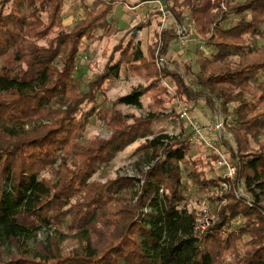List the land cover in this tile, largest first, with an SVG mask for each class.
<instances>
[{
    "label": "trees",
    "instance_id": "trees-1",
    "mask_svg": "<svg viewBox=\"0 0 264 264\" xmlns=\"http://www.w3.org/2000/svg\"><path fill=\"white\" fill-rule=\"evenodd\" d=\"M123 1L82 0L85 16L71 27L63 24V0H0V264H264V0H164L177 22L196 23V68L183 62L195 87L172 66L177 57H165L159 68L155 48L146 54L141 42L120 41L113 49L119 57L112 54L83 88L80 52L102 39L98 30L109 31ZM162 35L164 55L179 37L175 28ZM9 52L17 71L2 67ZM124 68L147 84L100 107L107 81ZM146 94L148 116L118 106L140 107ZM213 96L236 140L221 137L239 164L234 178L219 172L217 154L190 156L184 134L149 138L156 119L179 118L175 108L184 103L205 98L216 113ZM96 114L110 136L82 141ZM142 138L149 164L140 177L93 180ZM189 179L194 195L209 198L218 212L203 240L195 233L197 209L188 207ZM240 179L250 203L236 194ZM41 230L52 233L29 247L24 239ZM67 233L82 243L65 250ZM5 242L17 248L9 257Z\"/></svg>",
    "mask_w": 264,
    "mask_h": 264
},
{
    "label": "rangeland",
    "instance_id": "rangeland-1",
    "mask_svg": "<svg viewBox=\"0 0 264 264\" xmlns=\"http://www.w3.org/2000/svg\"><path fill=\"white\" fill-rule=\"evenodd\" d=\"M63 1V24L74 27L85 16V8L82 4V0ZM138 2H140V0H124L123 2L118 3L111 16L109 31L105 32V29L98 30L97 34L101 33L103 38L100 41L91 43L88 49L85 48L81 50L77 74L81 78L83 88L86 87V84L92 80L98 72L102 71L108 58L112 54H114L115 59L119 57V52L113 53V49L118 43H122L120 41H123V45L128 44L130 41H133L135 44L141 42L142 49L146 54H148L149 47L155 48L156 54L158 49L161 48L160 45L163 37L162 33H160L161 30L164 31L177 27L176 24L178 23L173 16L168 18L164 26L160 21V17L153 15L151 18H148V9L147 7H144L148 6L147 3L142 5V3L138 4ZM215 11H217L216 8ZM186 21L189 22L190 20L187 19ZM141 25L142 27L139 29ZM199 38L200 36L196 33L186 48L181 47V42L177 38L171 42L167 53L164 54L167 59L170 57H177L179 59L180 63L178 62L172 65L175 68L176 64L179 66V71L176 69L179 74H181V69H185V73L187 74L186 67L183 65V62L186 60H192L194 65L193 67L196 68L195 56L190 49L198 46ZM201 49L207 55L212 52V48L204 44L201 46ZM104 52H106V55ZM12 57V52L3 56L1 58L2 67L5 66L6 70L10 69L12 71H17L19 70V66L14 62ZM146 84L147 82L144 78L139 76H129L124 68L121 70L120 75L117 78L109 79L107 81L104 93H101L98 96V104L101 105L100 107L111 106L117 97L126 95L139 86H145ZM141 100L142 105L140 107L127 104H119L118 106L126 114L134 113L137 116H148V114H150V97L148 94L142 95ZM173 106V104H169L165 113H170ZM175 109L176 113L180 114V117L156 119L154 123L155 134L149 136V138H153L157 134L162 133L170 135L184 134L186 137L190 136L192 125L190 124L191 122L188 118L181 117L183 112H187L193 122H197L203 126H208L218 119L215 112L209 107V105H207L205 98H199V100L196 99L192 102L184 103L181 106H177ZM180 119L183 121H180ZM220 119L223 121L222 116H220ZM224 130L225 132L228 131L226 128H224ZM110 134L111 129L107 127L96 114L90 119L89 124L82 132L81 140L86 141L94 136L109 137ZM226 137L230 138L227 134ZM207 138L221 143V137L217 134L212 135L207 133ZM144 141L145 138L138 139L133 144L127 146L124 151L119 152L110 165H101L93 175V180L105 181L114 178L117 175L140 177V172L147 169L145 166L149 164L146 150L139 149V145ZM198 155L207 157L211 155V151L204 143L192 145L190 156ZM181 165L183 168H186V164L184 162H182ZM191 168L192 166L189 165V169ZM219 172L226 174V169L219 168ZM190 181L193 184L192 187H189ZM194 188L195 183L193 179H189L187 182V191L191 194L195 190ZM191 195L192 198L188 202V207L190 209L195 208L198 212L201 209V202L206 200L218 218L216 207L213 202L209 200V198L197 196L194 195V193ZM222 202L226 203V200L223 199ZM49 232L52 233V231L41 230L37 236H31L24 240L29 247H33L37 240L45 239ZM65 232H67V230H65ZM67 234L68 237L62 241V246L65 250H71L82 243L80 236L70 233ZM16 251L17 248L15 245L5 242L4 257H9Z\"/></svg>",
    "mask_w": 264,
    "mask_h": 264
},
{
    "label": "built area",
    "instance_id": "built-area-1",
    "mask_svg": "<svg viewBox=\"0 0 264 264\" xmlns=\"http://www.w3.org/2000/svg\"><path fill=\"white\" fill-rule=\"evenodd\" d=\"M147 3V17L151 18V16L155 15L157 17H160L161 23L164 24L168 20L169 17H172L173 14L171 10L168 8V4L164 0H146L142 2V5ZM153 4V5H150ZM190 20L189 22L185 21L184 23H179L176 24V32L178 34V39L181 42V47L186 48L190 42V40L193 39V37L197 33V27L196 23L193 19L191 18H186V20ZM187 22V24H186ZM163 31L161 30L160 33ZM162 49H158V52L156 53V64L159 68H162L165 66L166 59L165 56L161 53ZM176 69L179 71V66L176 64ZM180 75L182 78L187 80L188 82L193 83V87L197 85L196 80H192V78L188 77L187 74L185 73V69L180 70ZM214 102L216 103V116L217 120L208 125V126H203L197 122H193L191 120V117L188 115L187 112H183L181 114V117L183 118H188V120L191 122L190 124L192 125V130L190 136H188V141L190 144L195 145L198 143H204L211 151L213 154H217L218 158L216 161V166L219 168H225L226 169V176H229L231 178H234L238 175L239 172V164L238 161L235 159L230 158L227 155V150L224 148V146L215 141V140H210L207 138V133L208 134H217L219 137H222L224 134H227L230 139L235 143V137L233 134L228 130L225 132L224 128L225 125L223 121H221L220 116L222 114V107L220 102L218 101L217 96H213ZM207 132V133H206ZM191 181L189 182V187H192ZM222 190L228 189V184L227 182H223L221 186ZM236 194L238 197L245 198L249 203H250V196L246 191L245 188V182L243 180H238L237 182V187H236ZM216 213L212 210L211 206L206 202V200L201 202V209L196 213V225H195V233L198 235V237L203 240L206 231L209 227H211L215 221H216ZM237 231V230H235Z\"/></svg>",
    "mask_w": 264,
    "mask_h": 264
},
{
    "label": "crops",
    "instance_id": "crops-1",
    "mask_svg": "<svg viewBox=\"0 0 264 264\" xmlns=\"http://www.w3.org/2000/svg\"><path fill=\"white\" fill-rule=\"evenodd\" d=\"M83 4V3H82ZM98 35H102L101 33L100 34H98ZM103 38V37H102ZM101 40V39H100ZM100 40H98V41H100ZM97 42V41H96ZM197 100H199V99H197ZM213 116V115H212Z\"/></svg>",
    "mask_w": 264,
    "mask_h": 264
}]
</instances>
